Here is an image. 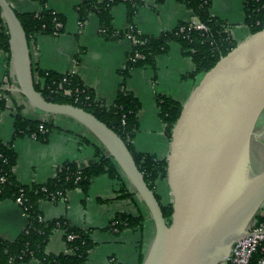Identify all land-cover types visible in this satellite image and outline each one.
Wrapping results in <instances>:
<instances>
[{
  "label": "crops",
  "instance_id": "obj_1",
  "mask_svg": "<svg viewBox=\"0 0 264 264\" xmlns=\"http://www.w3.org/2000/svg\"><path fill=\"white\" fill-rule=\"evenodd\" d=\"M16 14L37 13L41 6L31 0H6ZM101 1V0H98ZM139 3L132 25L142 35L158 36L172 30L179 22H190L193 13L177 0H137ZM80 0H47L45 8L65 19L64 31L57 35H38L29 42L32 68L56 74H73L92 91L96 100L111 105L122 77L119 75L131 51L130 41L105 40L98 34V20L90 14L79 31L75 11ZM209 13L231 28L229 32L236 44L251 35L244 24L242 0H210ZM112 27L124 31L129 26L126 6L123 3L111 9ZM193 71L191 59L183 54L181 46L172 42L165 53L155 59L154 68L131 69L125 89L139 102L138 129L131 140L137 153L165 159L169 150L164 126L158 116L155 98L166 96L181 105L188 99L202 74L183 78ZM0 85H7L6 108L0 113V141L12 142L16 153L13 172L19 184H43L55 174L64 162L86 164L95 156L96 140L79 123L64 116L46 115L31 107L16 90V82L7 55L0 51ZM29 120H51L54 129L45 142L28 136L13 139L16 107ZM257 137L251 146V161L264 164V114L256 128ZM129 193L133 189L124 178ZM167 190V191H166ZM155 193L162 204L170 195L166 180L156 181ZM120 183L101 174L93 178L85 193L67 191L64 199L42 200L39 211L44 220L62 218L69 226L88 230L94 246L89 251L87 264H140L153 237L154 229L149 214L137 195L122 197ZM141 215V230L124 228L117 232L109 229L116 213ZM27 217L13 200H0V238L14 241L26 228ZM47 254L65 252L63 232L56 230L50 236ZM23 264H40L35 260Z\"/></svg>",
  "mask_w": 264,
  "mask_h": 264
},
{
  "label": "water",
  "instance_id": "obj_2",
  "mask_svg": "<svg viewBox=\"0 0 264 264\" xmlns=\"http://www.w3.org/2000/svg\"><path fill=\"white\" fill-rule=\"evenodd\" d=\"M16 92L37 111L83 126L119 168L145 206L153 237L141 264H223L250 235L264 207V168L254 173L251 146L264 114V28L238 43L202 74L170 135L167 223L122 139L91 113L48 102L34 89L29 42L6 0H0Z\"/></svg>",
  "mask_w": 264,
  "mask_h": 264
},
{
  "label": "trees",
  "instance_id": "obj_3",
  "mask_svg": "<svg viewBox=\"0 0 264 264\" xmlns=\"http://www.w3.org/2000/svg\"><path fill=\"white\" fill-rule=\"evenodd\" d=\"M31 1L41 6L39 12L16 14L27 41L31 42L38 35H52L56 22L61 23V28L57 30L61 34L65 26L64 17L46 9L47 0ZM177 1L185 5L193 13V16L207 27L206 33L186 22H179L172 30L162 32L158 36L139 35L134 28L124 31L114 30L111 9L119 3H124L127 22L129 26H133L132 19L139 6L137 0H80L76 6L75 11L81 27L90 14L95 15L98 20V34L105 40L120 41L126 39L129 34L139 40V43L132 45L123 68L118 72L122 77V82L117 88L115 100L111 105L106 106L96 100L92 91L87 89L73 74H56L35 69L37 80L33 75L34 89L44 100L79 107L91 113L114 131L125 143L145 183L154 193L156 181L166 179V160H159L151 154L137 153L131 144L138 129L137 114L140 110L139 102L125 89V81L129 77L131 69L137 67L153 69L156 57L165 53L170 43L176 42L181 46L183 54L189 57L193 63V71L183 78L192 79L198 74L209 71L221 57L237 45L230 33L226 31V24L210 15V0ZM242 10L244 24L251 34L264 28V0H242ZM0 51L7 55V60L10 62L9 37L1 14ZM135 54L140 55V58L136 59ZM65 91L70 93L65 94ZM5 94L6 92L0 90V113L6 108ZM155 105L159 111L158 116L164 126L165 135L170 140L171 130L181 111V104L166 96L158 95L155 98ZM40 126L46 131L45 133L39 132ZM53 129L51 120L25 119L21 114V107H16L13 139L21 136L30 137L35 134L36 141L45 142ZM97 145L94 158L86 164L64 162L56 168L54 176L45 183L23 186L18 183L13 172L16 153L12 142L3 144L0 141V200L15 201L21 197L25 200L22 210L27 217L25 230L14 241L0 238V264H23L31 260L40 264H87L89 251L94 246L89 231L71 227L62 218L44 220L39 211V203L42 200H61L65 193L71 190L85 193L91 180L101 174H106L112 180L120 183L122 197L136 195L134 191L133 193L128 192L119 168L98 143ZM155 198L159 202L165 221L169 223L172 214L171 203L162 204L156 193ZM262 221L263 217L257 214L254 225ZM143 226L144 218L141 215L131 216L119 212L112 218L109 229L119 232L124 228L141 230ZM56 230L63 232L65 252L47 254L45 251L47 242ZM68 236L74 237L68 240ZM262 256H264V252L257 251L252 257V263H256L257 259Z\"/></svg>",
  "mask_w": 264,
  "mask_h": 264
},
{
  "label": "built area",
  "instance_id": "obj_4",
  "mask_svg": "<svg viewBox=\"0 0 264 264\" xmlns=\"http://www.w3.org/2000/svg\"><path fill=\"white\" fill-rule=\"evenodd\" d=\"M188 24L193 26L197 30L202 31L203 33H206L208 31L207 27L203 23L199 22L195 16H193V19L190 22H188ZM78 25H79L78 27H79V31H80L82 28L80 25V22H78ZM59 28H61V23L56 22L55 23V31L52 33L53 36L59 35V33L57 32V30ZM133 28L135 29L134 26H128L127 27V29H129V30H131ZM135 30H136L137 34H139V35L141 34L137 29H135ZM226 31H228L227 25H226ZM126 40L130 41L132 45L139 43V40L134 35H131V34L127 35ZM135 58L136 59L140 58V55L135 54ZM32 70H33L32 75H35V77H36L35 68H32ZM36 80H37V77H36ZM63 81H65V80H63ZM6 86L7 85H0V90L2 91L3 88ZM69 93H70L69 91H65V94H69ZM5 100H6V98H5ZM122 124H123V122H122ZM39 132L43 134L46 131L43 129L42 126H40ZM29 138L36 141V135L35 134L30 135ZM58 196H60L59 193H58ZM62 199H64V198H62ZM15 202L22 208V205L25 202V200L22 199L21 197H19L15 200ZM259 215L261 217H263V221L260 222L259 224H256V225H254V222H253V224L249 230L250 235L248 237L242 238L241 240H239L238 242L235 243V245L233 246L232 252L230 254V257L223 264H253L252 263L253 255L255 253H257V251H259L260 253L264 252V207L259 212ZM73 237L74 236H68L67 239L71 240V239H73ZM254 264H264V256L257 259L256 263H254Z\"/></svg>",
  "mask_w": 264,
  "mask_h": 264
},
{
  "label": "rangeland",
  "instance_id": "obj_5",
  "mask_svg": "<svg viewBox=\"0 0 264 264\" xmlns=\"http://www.w3.org/2000/svg\"><path fill=\"white\" fill-rule=\"evenodd\" d=\"M123 4V3H122ZM227 30L230 32L231 31V28H229V26L227 25ZM256 161H258L257 160V156L255 155V157H254V159H253V162H252V170H253V172L254 173H258V172H260L263 168H264V164H259V165H257V163H256ZM167 191V190H166ZM171 200H172V198H171V196L169 195L168 196V200H167V202L168 203H171Z\"/></svg>",
  "mask_w": 264,
  "mask_h": 264
}]
</instances>
